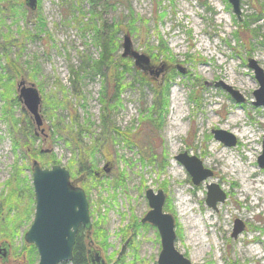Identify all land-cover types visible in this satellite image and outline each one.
<instances>
[{
  "label": "rangeland",
  "instance_id": "1",
  "mask_svg": "<svg viewBox=\"0 0 264 264\" xmlns=\"http://www.w3.org/2000/svg\"><path fill=\"white\" fill-rule=\"evenodd\" d=\"M240 10L238 18L229 0H38L35 10L25 0H0V197L12 182L15 203L20 201L15 210L0 201V246L10 245L8 262L0 258V264L37 263L36 247L25 242L35 214L34 161L42 168L65 167L85 191L92 229L79 231L87 248L93 240L106 264H158L159 231L141 222L150 211L149 189L163 191V212L175 219L176 249L192 264H264V196L259 197L264 189H244L220 162L235 156L245 166L252 157L264 178L258 163L264 107L254 105L260 84L248 66L255 60L264 70V0H240ZM126 36L151 67L123 60L116 97L106 66H98L105 54L122 63ZM21 80L41 95V129L19 100ZM220 83L244 101L237 102ZM4 84L16 100L3 96ZM156 88L168 93L164 111H154ZM109 105V120L120 133L103 150L94 142L102 138ZM233 116H240L237 122ZM243 129L254 136L250 150L248 137L234 134ZM213 130L233 134L237 144L226 146ZM184 153L198 158L212 176L195 185L177 159ZM82 163L92 169H82ZM212 184L227 194L217 210L206 203ZM24 187L34 199L28 219ZM10 218L17 220L12 224ZM236 219L246 227L234 239Z\"/></svg>",
  "mask_w": 264,
  "mask_h": 264
},
{
  "label": "water",
  "instance_id": "2",
  "mask_svg": "<svg viewBox=\"0 0 264 264\" xmlns=\"http://www.w3.org/2000/svg\"><path fill=\"white\" fill-rule=\"evenodd\" d=\"M26 5L35 10L38 0H25ZM233 11L239 18L240 0H229ZM123 58H134L135 66L140 69L151 67L150 58L141 55L131 49V41L128 36L124 39ZM260 88L254 92L257 107H264V70L255 60H249ZM182 73L185 70L180 69ZM231 96L239 103L244 101L241 94L231 87L220 83ZM19 100L24 109L29 112L37 128L43 126L41 115L42 98L34 84L21 80L18 83ZM44 131L43 129L41 130ZM216 140L232 147L237 144L236 137L223 130H213ZM177 159L185 166L195 185L212 176V172L204 169L202 162L196 157H190L186 153ZM259 166L264 168V140L263 153L258 159ZM33 187L35 193V214L32 225L25 234V242L34 245L39 254L38 264H62L73 261L76 236L81 226L91 231L89 202L85 191L74 185L70 172L63 166L54 165L51 168H42L37 161L33 163ZM206 203L214 210L218 204L227 200V194L216 184L209 185ZM149 200L150 211L142 219V223L155 226L161 236L162 249L158 258V264H192L183 254L176 249L175 219L171 214L163 212L165 195L163 191L155 193L149 189L146 192ZM245 223L239 219L234 222L232 237L236 239L245 230ZM90 240L88 256L90 264H106L98 250L92 246ZM10 247L7 244L0 246V257L3 262H8ZM121 255L123 252L121 251Z\"/></svg>",
  "mask_w": 264,
  "mask_h": 264
},
{
  "label": "trees",
  "instance_id": "3",
  "mask_svg": "<svg viewBox=\"0 0 264 264\" xmlns=\"http://www.w3.org/2000/svg\"><path fill=\"white\" fill-rule=\"evenodd\" d=\"M113 29H114V26L112 28H110V35L114 36L116 32ZM119 29L120 28H118V30ZM96 32L97 33H103V30H98V31L96 30ZM157 56L158 55L154 56L155 61L153 63L158 61ZM123 60H126V63H127V61L129 59L128 58L124 59L123 57H121L120 62L122 61V63L121 64L120 63L115 64L112 57L105 54V55H103V57H101V60H100L102 66H98V67H105L106 66L105 68L109 73V80H110L109 86L112 87L111 83L113 81L114 82L113 91L115 92L116 97L120 94V92L122 90L121 85H122L123 80H124V75L122 74L124 71H122V69L124 68L125 64H124ZM127 67H126V69H127ZM125 73H126V70H125ZM140 76L142 77V80H143L144 76L141 74H140ZM4 86L7 88V84H4ZM3 96L6 97L10 102L13 100H16L14 97H12L10 95L8 88L6 89L5 93H3ZM109 103L110 102H107L106 104H109ZM167 105H168V93H167V91L166 90H160L159 88H156V99H155L154 104H153L154 111H158V110L164 111V109H166L168 107ZM110 116H111V106L109 105V106H107L106 116L103 118V127H102V132H101L102 138H100V140L98 139L97 142L96 141L94 142L95 146H101L103 148V150H104V147L106 149H108L111 146L110 143H111V140L113 139V135L116 133H120V131L114 127L111 120H109ZM82 169L91 170L92 168L90 166L87 167L85 165V163H82ZM122 177L125 178L124 175H122ZM122 184H123L122 181H120L118 183V185H122ZM17 191L18 190L16 188H14V186H13V188L10 191V194L3 195L0 197L1 202L7 201L5 203H6V206L8 207V209L13 208V210H15L18 207L17 203H19L20 201L15 203L17 200H19L17 198V196H15V193ZM30 194L32 197V201L29 199ZM11 197H12V199H11ZM23 198H26L28 200V205H27L26 209L23 211V214L25 215L26 219H28V217L34 211V209L32 207V205L34 204L33 192L31 193L30 188L24 187ZM17 213L19 214V211ZM16 220H17V218H14V219L12 218L11 223L13 224L14 222H16ZM141 222H142V220H141ZM82 236H83L82 233L79 231L77 236H76V243H75L74 251H73L74 258H73L72 264H90L89 256L87 253L88 248L86 247L85 242H84V237H82ZM101 236L104 237V239H106L105 238L106 236H104L103 233L101 234ZM3 244H7L10 247V245L7 241H4L1 244V246ZM33 248L35 249V247H33ZM30 255H31V253H30ZM28 263H30V260L28 261Z\"/></svg>",
  "mask_w": 264,
  "mask_h": 264
},
{
  "label": "bare ground",
  "instance_id": "4",
  "mask_svg": "<svg viewBox=\"0 0 264 264\" xmlns=\"http://www.w3.org/2000/svg\"><path fill=\"white\" fill-rule=\"evenodd\" d=\"M200 47L202 48L203 51H206V52H209V50H210L209 46L204 45L203 41L201 42ZM208 56H210V58L214 57L213 55H210V54H208ZM124 59H126V58H124ZM239 117L240 116H233V119H231V120L233 122H237L236 120L239 119ZM211 121H215V119L213 117H210V122ZM234 132H235L234 134L238 138L246 139V137H248L247 139H249V140L247 141V145H248V148L250 150L251 144L254 143V136H250L251 132L250 133L246 132L244 129L243 130H236ZM173 145H174V147H177V145L175 143ZM245 153L246 152H244V154ZM246 156H248V155H246ZM216 159L220 160L219 157H217ZM220 162L223 163V168H221V169H223L226 174L232 175L233 173H235L238 175L237 180L244 189H246V190L247 189H255V188L264 189V178H261V173L254 168L253 163H252L253 162L252 157H249L247 159L248 165H245V166H239V164H237V160H236L235 156H230L226 160L222 159V161L220 160ZM221 169L218 168L217 172L221 171ZM174 170L177 171L178 174H180L179 173L180 169H176V167H174ZM13 186L14 185L12 184V182H10L8 184V188L6 190V192H8V194H10V191L13 188ZM0 192H2V191L0 190ZM2 196H3V194H2ZM263 196L264 195L261 192L259 197L262 198Z\"/></svg>",
  "mask_w": 264,
  "mask_h": 264
},
{
  "label": "flooded vegetation",
  "instance_id": "5",
  "mask_svg": "<svg viewBox=\"0 0 264 264\" xmlns=\"http://www.w3.org/2000/svg\"><path fill=\"white\" fill-rule=\"evenodd\" d=\"M80 230V229H79ZM93 245V244H92ZM88 252V251H87ZM24 257V259L27 261L29 258H28V256H23ZM38 260H39V257H38V259H37V263H38ZM36 263V264H37Z\"/></svg>",
  "mask_w": 264,
  "mask_h": 264
}]
</instances>
